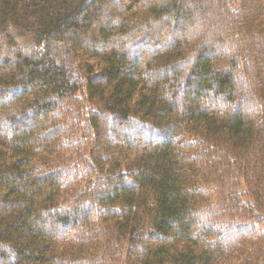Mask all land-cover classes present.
Here are the masks:
<instances>
[{
    "label": "trees",
    "instance_id": "1",
    "mask_svg": "<svg viewBox=\"0 0 264 264\" xmlns=\"http://www.w3.org/2000/svg\"><path fill=\"white\" fill-rule=\"evenodd\" d=\"M0 264H264V0H0Z\"/></svg>",
    "mask_w": 264,
    "mask_h": 264
},
{
    "label": "rangeland",
    "instance_id": "2",
    "mask_svg": "<svg viewBox=\"0 0 264 264\" xmlns=\"http://www.w3.org/2000/svg\"><path fill=\"white\" fill-rule=\"evenodd\" d=\"M151 133H152L151 131H150V132L147 131L146 134H145V138H146V139H147V138H150V137H151Z\"/></svg>",
    "mask_w": 264,
    "mask_h": 264
}]
</instances>
